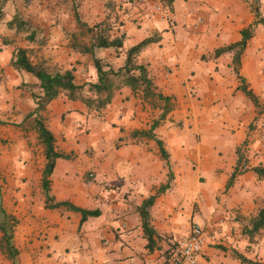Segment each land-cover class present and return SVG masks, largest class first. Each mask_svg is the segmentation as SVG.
Masks as SVG:
<instances>
[{
  "label": "crops",
  "instance_id": "crops-1",
  "mask_svg": "<svg viewBox=\"0 0 264 264\" xmlns=\"http://www.w3.org/2000/svg\"><path fill=\"white\" fill-rule=\"evenodd\" d=\"M252 1L171 0L168 13L170 21L164 18L163 20L157 14L149 19L137 12L134 17H137L135 21L140 23L139 26L126 20L117 25L116 31L120 29L119 33L123 32L124 37L120 52L115 53L117 56L106 59L112 68L123 64L124 51L129 46L149 35L159 37L157 42L147 45L135 57L137 64L146 67L155 90L169 96L172 104V109L152 129V133L162 142L168 153L172 172L169 188L155 197L148 210L150 223L159 236L168 233L166 231L171 226L168 216L173 210L174 199L170 196L173 187L192 186L194 180L199 177L205 180V187L211 192L224 187L235 163V148L244 142L246 145L240 152H243L245 170L234 177L232 185L228 188L229 194L232 188H240L247 178L255 176L250 167L263 166V163L258 164V160L263 161L262 156L255 154L258 147L256 131L254 133L247 129L257 112L237 88L239 80L232 69V52L212 56L215 48L240 39V30L253 21L249 6ZM258 3V11L264 17V0H258ZM124 5L130 7L125 3ZM130 11L131 14L134 13L133 8ZM125 40L130 41L126 48L123 47ZM5 47L0 45V121L4 122L0 127H10L6 129L14 141L9 151L0 146V174L4 175L2 199L4 207H7L11 214L16 217L23 216L30 224L23 232L14 229L12 241L18 250L17 262L61 264L52 257V247L59 240L60 233L66 225L75 223L79 231L89 217L78 225V213L63 208H45L41 190L37 188L33 194L32 185L40 180L44 157L41 154L37 162L34 160V130L27 126L25 130L14 124L20 123L24 115L34 108V101L28 89L36 79L10 65L11 52ZM77 59H81V56L76 54L74 61ZM81 65L82 62L73 63L64 69L73 67L72 73L76 80V74L82 70L79 68ZM263 69L264 26L257 24L240 55L238 73L257 96L259 103L264 105ZM78 75V79L83 78L76 83L96 80V75H93L89 65L87 72ZM107 111H110L111 121L117 124V127L108 130L112 139L119 140L125 136L127 138L120 142V146L115 148L117 145H114L113 149L107 152L105 161L103 159L95 162L94 180L97 184L82 187L74 185L68 176L74 165L59 166L58 163L63 158H57L49 176L51 195L55 200H68L83 208L98 209L99 214L92 216L96 219V226L102 227L103 230L108 221H115V228L106 226L114 238H120L123 235L121 232L128 235L135 233V236L141 239L139 246L132 247L129 242H120L121 249L127 248L122 251V256L126 258L123 263L132 261L131 264H159L161 256L157 254L156 248L149 251L144 245L145 239L142 237L140 217L136 208L142 199L166 182L167 169L162 164L155 141L134 135L133 131L147 129L152 120L158 119L161 110L146 105L140 90L132 92L128 86H121L114 91ZM85 112L86 107L81 102L69 100L64 95L52 99L40 112L55 137L56 150L67 153L74 149V143L71 144L70 141L76 134L72 118H84ZM179 120L185 127L178 130L175 122ZM121 126L123 130L120 132ZM196 133L202 138V146L195 150L192 149V138ZM39 147L41 150L40 145ZM218 150L231 153L228 166L223 167ZM102 156L103 154L100 157ZM189 161L195 164L194 168L189 165ZM108 170L110 175L107 174ZM103 185L109 186L110 189L102 190ZM205 191L199 192L202 200L199 211L203 213L204 210L207 211L203 201L207 198ZM190 197L192 201L195 202L196 198L198 202L196 193H191ZM244 197L241 194L234 202L229 199L227 205L233 207ZM102 202L112 206L108 211L109 216H104L100 208ZM13 203L14 205L10 206ZM91 204L92 207H87ZM128 219L132 221L129 222ZM117 221L124 223L117 224ZM95 236V249L90 250L85 236H81L80 242L84 246H80V249L89 252L94 258L91 264H118V258L110 261L103 259L114 248L111 249L108 240L100 237L99 233ZM49 239L54 242H49ZM209 242L210 240L203 236L198 264H214L212 258L217 256L218 252ZM0 264H3L1 253Z\"/></svg>",
  "mask_w": 264,
  "mask_h": 264
},
{
  "label": "rangeland",
  "instance_id": "rangeland-1",
  "mask_svg": "<svg viewBox=\"0 0 264 264\" xmlns=\"http://www.w3.org/2000/svg\"><path fill=\"white\" fill-rule=\"evenodd\" d=\"M124 3L126 4L125 0ZM124 3L123 0H0V45H5V48L11 53L15 47H26L29 50L28 55L32 62L42 59L51 65L55 63L60 68L73 65V63L79 64L82 62V65L79 67L82 70L78 72V74L87 72L89 65V67H92L93 75H96L91 60L92 56L90 54L77 53L69 47L71 42H86L89 36L85 30L76 26L74 13H78L80 19L87 25L102 20L108 14L110 16L109 22L114 24L109 32L110 35L119 34L120 29L116 31V26L118 23H121L122 20L133 22V24L139 26L140 23H136L135 21L137 20V17H134L137 12H141L142 15H145L149 19L154 15L148 8L147 10H138V7L136 6L127 8ZM131 8L134 10V13L132 14L130 11ZM15 13L20 14L31 26L41 30L44 38L43 45L29 43L24 39L23 33H14L13 29H8L6 27V20L10 19ZM161 18L170 21L168 16ZM83 32L85 33L82 34ZM129 45V40L123 42L124 48ZM118 52H120V50L95 49L93 56L99 58L101 62L104 63L107 62L106 59L113 58L115 53ZM76 54L81 56V59L74 61V56ZM115 56H117V54ZM56 65L55 67H57ZM78 74H76L77 79H74V82L82 80L83 77L78 79ZM29 87L28 91L30 94H36L38 92L34 85H30ZM59 95L62 96V94ZM146 105L150 107L148 101H146ZM255 110L257 116L249 125H247V129L254 133L256 131L258 147L255 154L262 156L263 161L258 160V164L263 163L264 166V138L261 137V132L264 131V105L259 103L258 108ZM109 113L110 111H107L106 105L102 108L96 109L86 108V112L83 113L84 118H72V123L74 124L73 127L75 128L77 135L75 134L74 138L70 141L71 144L74 143L75 147L73 150L70 149L66 153L69 156L67 159L68 161L60 159L58 165H74L68 173L70 182L74 185H79L80 187L92 184L96 185L97 182L94 180V170L96 168V166H94L95 162L103 159L105 161L107 152L111 151L114 145H117L115 148L120 146L122 144L120 142L127 138L125 136L123 138L121 137L119 140L112 139L111 132H108V130L117 127V124L111 121ZM26 126L29 128V121L20 127L27 130ZM175 127L179 130L183 129L185 126H183L179 120L175 122ZM6 128L10 129V127H0V146L2 149L9 151L11 143L14 140ZM122 130L121 126L119 131L121 132ZM98 135H101V137L99 138ZM192 139V149L196 150L202 146V138L198 133L194 134ZM33 142V156L34 160L37 162L42 154V146L37 141L36 137L33 138ZM39 145L41 146V150ZM245 145L246 142L243 144L241 143L239 145V150H244ZM218 151L223 167L228 166V160L231 153H226L227 151L225 152V150ZM102 154L103 156L100 157ZM161 160L163 166L167 169L164 160L162 158ZM189 165L194 168L195 164L192 161H189ZM170 166L169 163V168ZM87 173L93 175L91 180H85ZM107 174L110 175L111 172L108 170ZM3 183L4 175L1 176L0 174L1 191L4 187ZM241 184L240 188L237 186L232 188L230 194L229 190H224L223 186L218 188L217 191L211 192L210 189L205 187V180L202 177L195 179L192 186L183 188H180L179 186L173 187L172 195L170 194L171 198L174 199L172 205L173 210L168 216L170 217L168 223H170L171 226L168 231H166L168 233L160 235V238L157 239L154 247L157 250V254L161 256L159 264H168V262L165 261L166 256H168L171 249L174 248L176 242L186 236L188 228L192 223H197L201 226L203 236L210 240V246H213L218 252L217 256L212 258L214 264H246L240 263L233 257V250L240 252L248 259L264 264V230H261L250 239L243 233V229L249 226L248 223L250 218L256 213L257 208L261 205V201L264 197V179L259 180L255 176L249 177ZM32 187L34 190L33 194H35V189L37 190V188H39L40 190L39 181L38 183H34ZM102 187H100V189L102 188L104 191L110 189L107 185H103ZM202 190H206L207 197L203 199L207 208V211L204 210V213L199 211V205L202 203L200 198ZM191 193H196L198 195V202L196 201V198H194L195 202L192 201L190 197ZM241 194L245 196L244 199H239L233 207L227 205L229 199L234 202L236 197L241 196ZM10 201L11 200H9V202ZM12 205H14V203L10 206ZM92 206L93 204L87 207ZM100 208L103 210L104 216H109L108 211L112 206L110 203L102 202ZM113 208L116 210L115 207ZM5 209L7 210V207ZM7 211L9 212V210ZM16 218L17 224L14 229L22 230L23 232L30 224L27 223L21 215ZM128 220L129 222L132 221V219ZM124 221H117V224L124 223ZM76 224L77 223L66 225L64 231L60 233L59 240L52 247L54 250L52 253L54 260H57L61 264H91L92 261H94V258L90 256L91 254L89 255V252L80 249V246L84 247L80 243L81 236L87 237L89 248L91 250L95 249L93 239L96 237L95 235L99 233L100 237L108 240L110 248H114L112 252L108 253L103 258L104 260L106 259L110 261L113 258H118V264H131L130 262L132 261L123 263V259L126 258L122 256V251L127 248L121 249L120 242H129L132 247L139 246L141 239L138 236H135V233L128 235L126 232H121L123 235L120 236V238H114L111 231L107 229L106 226L115 228L116 222L111 220L108 221V223L103 226L104 229L102 230V227L98 228L96 226L95 217H89L79 228V231L76 229ZM49 240V242H54L52 239ZM166 248L168 251L164 254L163 252ZM78 250H82L85 253L82 252L83 254H81ZM1 255L3 264H10V261L4 257L3 254ZM206 260L209 261L207 257ZM151 264L154 263L152 262Z\"/></svg>",
  "mask_w": 264,
  "mask_h": 264
},
{
  "label": "trees",
  "instance_id": "trees-1",
  "mask_svg": "<svg viewBox=\"0 0 264 264\" xmlns=\"http://www.w3.org/2000/svg\"><path fill=\"white\" fill-rule=\"evenodd\" d=\"M161 1L168 9L170 8L171 0ZM243 1L247 2V0ZM258 4V0H253L252 3H249L253 14V21L246 28L240 30V39L237 42L215 48L212 55L213 57H217L222 53L232 52V69L239 80L237 88L253 104L255 109H257L259 105L257 96L247 87L244 78L239 75L238 69L240 65V55L246 46L247 40L252 36L254 27L257 24L264 26V17L261 16L258 11ZM109 20L110 16L107 14L102 20L87 25L80 19L78 13H74L76 26L85 30L89 36L86 42H71L69 47L77 53L90 54L92 56L91 60L96 72V80L94 82L84 81L76 83L74 82L72 68H60L55 63L51 65L42 59L32 62L28 55V48L20 46L15 47L11 53L10 65L14 69L23 70L31 74L36 79V82L32 85L37 88L38 92L36 94H30L34 101V108L24 115V118L20 123L14 125L22 127L23 124L29 121V127L34 130L36 133V139L42 146L44 163L41 169L39 185L43 196V206L48 209L63 208L78 213L80 216L78 225H80L87 217L97 216L99 211L96 208L88 209L77 206L68 200H55L53 195L50 194L49 176L53 171L55 160L57 158L68 159L69 156L68 154L55 149V137L46 126L44 118L40 112L59 94L64 95L69 100L80 101L87 109H96L108 105L114 91L121 86H128L132 92L140 90L142 98L149 102L150 107L158 108L161 112L158 119L152 120L147 129L134 130L133 134L153 139L157 145L160 157L164 160L165 165L167 166L166 182L160 184L152 194L142 199L136 208L140 217L142 237L145 239L144 245L150 251L155 247L156 241L160 236L156 233L150 223L148 210L153 204L155 197L169 188V181L172 179V172L169 168L168 153L162 146V142L154 136L152 129L158 124L159 120L163 119L172 109V104L169 96L163 95L161 92L155 90L153 83L148 76L146 67L143 64H137L135 62L136 55L150 43L157 42L159 40L158 36H146L139 42L126 48L124 51L123 64L117 68H112L107 62L103 63L99 58L93 56L95 49L108 48L117 51L122 45L124 37L123 32L118 35H110L109 32L114 24L109 22ZM120 24L121 23H118L117 25L119 26ZM5 25L8 29H13L14 33H23L24 39L29 43H35L36 45L44 44L41 30L31 26L20 14H13L10 19L6 20ZM55 65L57 67H55ZM2 123L4 122L0 121V124ZM235 154V163L224 183V190H227L232 185L233 179L236 175L245 170V167L243 166L244 160L242 159V153L240 152L239 147L235 148ZM250 170L254 173L257 179H264V166H252L250 167ZM16 224L17 218L9 213L3 205L0 184V253L10 261V264H19L17 262L18 250L12 241ZM248 225V227L243 229V233L247 235L249 239L261 230H264V197L261 201V205L257 208L256 213L250 218ZM167 251L168 249L166 248L163 253L166 254ZM233 257L240 263L261 264L257 261L246 258L236 250H233Z\"/></svg>",
  "mask_w": 264,
  "mask_h": 264
},
{
  "label": "built area",
  "instance_id": "built-area-1",
  "mask_svg": "<svg viewBox=\"0 0 264 264\" xmlns=\"http://www.w3.org/2000/svg\"><path fill=\"white\" fill-rule=\"evenodd\" d=\"M130 7L136 6L138 10H150L151 13L161 17L168 16L169 9L162 4L161 0H125ZM264 138V131L261 132ZM93 175L87 173L86 181L91 180ZM203 244V230L197 223L190 224L184 238L176 242V245L169 252L165 261L168 264H198Z\"/></svg>",
  "mask_w": 264,
  "mask_h": 264
}]
</instances>
